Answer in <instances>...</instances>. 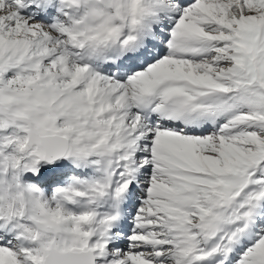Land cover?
Instances as JSON below:
<instances>
[{"label":"bare ground","instance_id":"obj_1","mask_svg":"<svg viewBox=\"0 0 264 264\" xmlns=\"http://www.w3.org/2000/svg\"><path fill=\"white\" fill-rule=\"evenodd\" d=\"M137 1L139 0H119L118 10L123 7L124 11H120V15L124 14V16L117 19L114 24L115 28L112 32L107 33L106 38H103V35H106L105 32H102L104 26L99 25L103 22V19L100 13L93 12L95 8L93 9L89 0H79L78 3H74L75 1L73 3L67 2L66 4L57 0H0V67L9 62L14 67L12 73H18L12 80H7L12 84L13 81L18 83L20 72L25 71L28 74L29 68L39 66L41 72L37 73L35 78L31 77L33 79L31 81L37 80L41 84L39 89L36 88L35 102L41 101V104H43L44 101H49L54 104H62L69 113L75 116L84 115L91 119H94L97 115L101 116V121H104V123H99L106 127L110 124L114 129V139L117 142L114 155L122 157V161L126 164L127 174L131 176L130 183L121 188L119 180H115L117 175L109 177L103 170L98 168L95 154L84 157L76 151L80 149V142L83 140L76 143L75 151L77 153L72 152L67 155L68 151H66L61 157L48 162L43 158L42 148L40 146L36 147L38 140L34 128L30 127L29 130H23L27 134L24 138L16 140V146L14 144L10 146L9 151H7V148L0 147V158L4 156L0 163L5 166L6 173L10 172V179L8 180L0 174V237L4 238L5 244L11 242L15 247L20 246L23 251L28 249L26 251L28 254L22 261L17 258L9 259L7 256H2L0 257L1 263L31 264L29 257L32 249L27 248V243L39 241L45 233L48 235V242L50 241L52 246H56L53 236L45 230V227L54 225L46 217V210L31 207V202L34 200L51 198L45 193V187L54 182L50 189L54 191L55 196L59 193H67L66 195H69L72 199L65 202L67 206H75L74 210L77 212L69 213L71 217L75 219L80 213L87 211L90 215L94 214L97 223V229L91 237L92 239L96 237L95 241L80 240L78 237L79 231L73 228L71 240L76 241L73 244L87 249L81 250L79 248L81 251L91 253L93 264H95L94 255L91 252L93 250L99 252L98 256L102 264H133L129 261V256L116 261H109L106 247L107 241L118 244L116 247H126L128 244H125V242L117 243L119 238L129 242L132 241L131 246L135 249H148L149 247L150 242L145 240V237L136 236L141 237L142 240L139 242L133 240V236H129L130 232L134 231L136 227H140L142 232L145 228L137 226V223L131 226L126 219V214L132 215V203L131 205L128 204V199H130L128 193H131L132 184L136 183L135 177L145 170L141 166L148 160L147 155L151 154L148 144H154L155 137H158L167 144L174 145L177 143L182 145L189 156L190 163L195 164L196 161L201 162V160L207 161V156L203 159L202 156L196 154L197 148L194 143L187 141L188 139L181 140L178 135L164 131L162 127L156 125L158 121L153 124V114L158 111L162 116H159L157 120L163 118L165 121L168 119L174 123L179 121L178 123H183L186 129L190 131H193L195 124L210 125L216 133L219 132L222 135L226 134L225 131L230 130L224 129L221 125L228 112L225 114L221 110H216V108H214L215 111L207 109L204 117L202 116L203 119L200 117L197 120V117H195L196 119L193 120L194 111L190 109L192 107L190 103L186 105L185 110L180 109L175 112L171 110L176 101L185 98L187 101H192L202 97L207 100L206 102L211 103L218 96V92L219 98L220 94H223L224 99H227L229 96H233L234 91H238V87L234 91L225 90V93L215 89L214 92L210 91L212 89L210 83H204L205 79L198 77L197 73L200 71L215 74L218 77L217 80H221L222 75H227L230 77L229 79H233L238 84L244 82L237 64L227 61V65L218 67L216 71L211 72L210 68L214 64L211 61L217 62V56L216 58L211 57L200 61V56L197 57V52L191 49L185 38L178 37L177 39V35L174 38L170 35L172 30L169 32V28H175L176 24H181L178 18L185 15L186 4L191 0H144L141 5L137 4ZM228 2V5L231 6L238 3V0H228ZM21 6L22 9H20ZM60 12H64V16L73 17L75 21L77 20L76 24L68 25L60 19L58 20ZM78 12H81L80 16H78ZM42 20L43 22H40ZM40 23H44V26ZM47 23H50L52 28L47 26ZM87 26L90 27V32H86ZM48 27L54 29V31L50 32L51 30L49 31ZM46 29L48 32H46ZM172 42L176 46H173ZM213 46L203 45L201 48H212ZM171 50H173V55ZM173 56L181 62H188L187 64L191 67L171 64L170 61ZM185 56H187V59ZM238 58L235 59L236 63L239 62ZM199 65H202V67H199ZM175 74H178L180 79H176ZM28 76L30 74L25 77L26 80H28ZM170 83H180V86L178 89L169 90V92L163 91ZM2 88H0V95L3 92ZM187 101L185 100V102ZM3 102L4 99L0 97V103ZM96 104H99L100 111L93 110V106ZM233 106L235 108L240 107L237 101L233 102ZM205 108H209V106ZM172 112L174 113L172 114ZM167 113L174 115V119L170 118V115L165 116ZM128 115L129 118H127ZM120 118L125 119V122H122L123 124L120 123L119 120H122ZM132 119L133 121H131ZM231 119L233 120V117ZM32 122L35 123L34 119ZM193 122H195L194 125ZM224 122L226 123V121ZM127 124L129 125L126 127ZM194 130L197 131L198 129ZM2 136H0V141H2ZM141 140L144 141V144H140ZM241 143L246 142L241 140ZM213 151L215 152V147ZM139 153L143 154V158L138 164ZM206 161L203 163L208 164ZM217 161L214 163H217ZM218 162L220 163V161ZM174 163H176L174 165L176 168L177 166H185L184 168L187 167L188 169L189 167L190 170V163L185 164L179 161ZM203 163L201 165H205ZM29 165L33 166L29 167ZM196 166L194 165V167ZM215 166L217 167V165ZM220 166L224 167L221 163ZM206 167L208 168V166ZM216 167L213 168V171L217 170ZM210 168L212 167L210 166ZM179 169L177 168V170ZM224 169L222 168V170ZM64 172L65 175L63 176ZM216 172L213 173L217 174L218 172ZM186 175L190 176V173H186ZM28 176L32 177H30V181L26 180L25 182L24 178L27 179ZM222 181L227 183L229 180L223 179ZM5 184L12 185V190L11 188L8 191L5 190ZM14 184H17V187ZM244 184L245 182L243 186ZM19 185L20 189H18ZM226 186H229V184ZM11 198L15 199V206L12 205ZM83 198L85 200L80 202ZM55 200L58 203L49 206V210L50 208L58 209L61 206L60 197L58 196V199ZM256 201L255 206L260 204V210L257 211L261 213L264 209V197L260 195ZM19 204L23 206L22 215H19L17 210ZM90 205L95 210L90 208ZM125 207H128L129 210L126 211ZM97 211H100L103 216H98L100 214H97ZM205 212L202 213L205 214ZM29 219V225H25L23 220ZM155 233L163 235L166 240V243L155 240V244H152L150 248L152 249L150 254L155 257L156 261L162 262L161 264H224L225 261H227L226 264L230 263L231 255H228L230 251L225 249L221 243L219 251L218 249L211 251L206 238L202 237L194 240L189 235L186 236L187 232L185 233L183 228L158 226ZM208 234L210 236L207 238H211L212 233ZM29 237H33L34 240H28ZM250 241L251 235L241 232L234 240V245L248 244ZM179 246H181V251L176 250ZM3 249L12 252L11 248L3 247ZM199 249L203 253L199 254L197 258L193 256V252ZM117 251L114 252L117 253ZM80 259L71 258L65 262L55 259L54 262L55 264H79ZM164 260L165 263H163ZM84 264L90 263L87 260Z\"/></svg>","mask_w":264,"mask_h":264},{"label":"rangeland","instance_id":"obj_2","mask_svg":"<svg viewBox=\"0 0 264 264\" xmlns=\"http://www.w3.org/2000/svg\"><path fill=\"white\" fill-rule=\"evenodd\" d=\"M57 1L64 2L65 4L67 2H79V0ZM89 2L93 6V9L95 8L93 12L100 13L103 19V22L99 25L104 26L105 29L103 28L102 32L106 33V35H103V38H106L107 33L112 32L115 28L114 24L117 19L120 16H124V14L120 15V11H124V9L121 7L122 9L118 10L119 0H89ZM136 3L141 5L144 3V0H139ZM228 3V0H191L186 4L185 15L183 17L180 16L178 18L179 20L177 19L181 21V24H176V27L174 25L175 28H169L168 31L170 32L172 30L170 35L173 38L175 35H177V39L178 37L185 38L191 49L197 52V57L200 56V61L210 59L211 57L216 58L217 56V62L211 61V63H214L210 68L211 72L216 71L218 67L227 65V61H231L235 65L237 64L239 73L241 72L244 79V82L240 83L241 85L233 79H229L230 77L227 75H222L223 78L217 80L218 77L213 73L206 71L197 73L198 77L200 76V78L205 79L203 81L204 83H210V87L212 88L210 91L212 92L218 90L221 93H225V90L234 91L238 87V93L236 91L232 93L234 97L231 95L227 99H224L223 94H220L219 98L218 92V96L216 95L218 98L216 97L211 103L206 102L207 100L202 97L192 101H187L185 98L181 101H176L171 107V110L174 112L180 109L185 110L186 105L190 103L192 105L190 109L194 111L193 120L196 119L195 117H197V120L202 116L204 117L207 109L215 111L214 108H216V110H221L225 114L228 112L229 114L227 113V116L225 115V119L221 125H223L224 129L230 130L225 131L226 134L222 135V133H216L210 125L205 126L193 122L192 124H195V127L193 131H190L186 129L183 123H178V120L175 123L168 119L165 121L163 118L157 120L162 114L158 113V111H156L157 114H153V124L158 121L156 125L162 127L164 131L178 135V138L181 140L188 139L187 141L194 143L197 148H195L196 154L200 157L202 156L203 159L207 156V161L200 159L201 162L196 161L197 163L195 164L190 163L189 156L186 154L187 152L182 145H178L177 143L170 145L158 137H155L154 144L147 143L150 147L149 152L151 154L147 155L148 160L141 166L145 170L135 177L136 183L132 184L131 193H128V198L130 197L128 204L131 205L132 203V215L126 214V219L131 226L137 223V226L145 228L142 232L140 227H136L134 231L130 232L129 236H133V240L139 242L142 239L136 236H143L150 244L148 249H135L131 246L132 241L129 242L122 238H119L117 243L125 242V244H128L126 247H116L118 244H112L111 241H107L106 250L108 251L107 259L109 261H116L117 259H123L129 256V261L133 264H161L162 262L156 261L155 257L150 254L152 252L150 248L152 244H155V240L166 243L165 237L155 233V230L158 226H169L183 228V231L185 233L187 232L186 236L189 235L194 240L202 237L206 238L211 251L216 249L219 251L221 243L225 249L230 251L228 253L229 256L231 255L229 264H264V209L259 213L257 210H260V204L255 206L258 196L262 195L264 197V0H238V3L231 6ZM20 9H22V6ZM80 13L78 12V16L81 15ZM63 14L65 15L64 12L59 13L61 17L58 16V20L60 19L68 25L76 24L77 20L75 21L73 17L70 18ZM40 22H43V20ZM40 24L43 25L44 23ZM47 26H50V23H47ZM50 27H48V30L53 32L54 29ZM48 30L46 29V32ZM86 32H90L89 26H87ZM80 35L82 36V34ZM170 35L168 34L169 39ZM172 45L174 46L175 44L172 42ZM203 45L214 46L212 48H201ZM171 51L173 55V50ZM185 57L187 59V56ZM219 58L222 59L219 60ZM237 58L239 60L238 63L235 61ZM171 59V64H180L179 66L187 68L191 67L187 64L188 62H181L175 59V56ZM12 66L8 62L0 67V88L3 87V92L0 97L6 102L0 103V136L3 135L2 141H0V147L7 148V151H9L10 146L13 144L15 146L17 145L16 140L26 136L27 133L23 130H29L30 127L34 128L35 134L60 135L67 140V155L72 152L77 153L76 151L80 152L84 157L95 154L99 165L98 168L103 170L109 177H115L117 175V179L115 180H119L121 188L122 186L128 185L131 176L127 174L126 164L122 161V157L120 158L114 155L117 142L114 139L115 131L111 125L109 124L106 127L100 124L99 122L104 123V121H101V116L98 115L94 119L84 115L75 116L69 113L59 103L54 104L49 101H44V103L42 102L43 104H41V101L36 103L34 94L40 88L41 84L37 80L31 81V79L35 78V75L41 72L40 67L36 65V68H29L28 74L30 76H28V80L25 79L28 74L25 71L20 72V79L17 80L18 83L13 81L12 84L7 79L12 80L18 74L12 73L14 71V67ZM199 67H202V65H199ZM174 76L176 79H180L178 74ZM179 86L180 83H170L163 91L169 92V90L178 89ZM233 100L237 101L241 108H235L233 106ZM208 106L209 108H205ZM231 109L232 111H230ZM93 110L100 111L99 104L94 105ZM168 115L174 119V115L167 113L165 116ZM127 118H129V115ZM33 119L35 123L32 122ZM124 120L119 121L122 123L125 122ZM196 128L198 129L197 131L194 130ZM79 140H83L80 142V151L75 149L76 143ZM241 140L246 143H241ZM140 144H144V141L141 140ZM37 146H39L38 142L36 144ZM214 147L215 152L213 151ZM210 148H212V151ZM141 153L138 154V164L143 158V154ZM221 155L223 156L221 157ZM184 157L186 159L188 157V161ZM1 159L3 160L4 156ZM208 160L210 161L208 162ZM217 160L224 167L220 166ZM228 160L229 162L227 163ZM173 161L184 162L185 164L190 163L191 171L189 167L188 169L187 167L184 168L185 166H177L178 169L183 168L177 170L174 166L176 163ZM205 161L208 164L203 163ZM216 161L217 163H214ZM202 163L208 166V168L205 165H201ZM194 165H197V169ZM200 165L201 167H199ZM31 166L29 165V167ZM214 167L217 170L220 169V172L217 170L213 171ZM220 167L225 169L222 170ZM213 172H216L218 175ZM186 173H190V176H187ZM0 174L5 179H10V172L6 173L5 166L1 163ZM234 175L236 176L234 177ZM30 177L32 176H28L27 179L24 178L25 182L26 180L30 181ZM223 179L229 180L227 182L229 186H226L228 184L226 181H222ZM244 182L245 184L243 186ZM53 184L54 182L45 187V193L51 198L44 200L37 199L38 202L34 200L32 201L33 203L31 202V207L33 209L46 210V217L54 225L45 227V230L53 236L56 248L61 251L87 250L73 244L76 241H72L71 237L73 228H75L79 231L78 237L80 240L95 241L96 237L91 238L93 237L92 233L97 229L94 214L90 215L87 211H83L75 219L71 217L69 213L73 214V212H77L74 210L75 206H67L65 204L67 200H72L71 197L66 195L67 193H59L55 196L54 191L50 189ZM16 185L14 184L15 187H17ZM4 187L7 191L10 188L12 190V185L5 184ZM60 187L62 186L60 185ZM20 188L19 185L18 189ZM58 196L61 200V206L58 209L50 208L49 210V206L58 203L55 200L58 199ZM85 198L80 200V202H83ZM11 200L13 201L12 205L15 206V199L13 200L11 198ZM90 208H92L91 205ZM125 209L126 211L129 210L128 207H125ZM17 210L19 215H22V204L18 205ZM204 211H206L205 214H203ZM96 213L100 214L98 216H103L100 211ZM23 222L25 225H29L30 219L23 220ZM153 227L156 228L154 229ZM191 228L193 229L191 230ZM239 230L240 232H238ZM241 232H245V234L249 233L251 235V241L248 244L234 245V240ZM208 233H212L211 238H207L210 236ZM204 234L205 236H203ZM43 236L37 242H26L27 248L32 249L29 257L30 262H32L31 264H41L46 248L50 245V241L48 242L47 239V233L43 234ZM32 238L29 237L28 240ZM3 247L11 248L12 252L3 249ZM116 250H118L117 253L114 252ZM176 250L181 251V246L177 247ZM26 251L28 249L23 251L20 246L15 247L11 242L5 244L4 238L0 237V257L7 256L9 259L17 258L22 261L28 254ZM91 252L94 255V263L102 264L98 256L99 252L97 250ZM202 253L203 251L199 249L193 252V256L198 258V255ZM165 262L164 260L163 263ZM226 263L227 261L224 262V264ZM1 264L4 263L2 262Z\"/></svg>","mask_w":264,"mask_h":264},{"label":"water","instance_id":"obj_3","mask_svg":"<svg viewBox=\"0 0 264 264\" xmlns=\"http://www.w3.org/2000/svg\"><path fill=\"white\" fill-rule=\"evenodd\" d=\"M37 140L39 146L43 150V158L48 162L61 157L67 151V140L60 135L37 134ZM71 258H75V260L81 258L79 264H84L87 260L90 264H93V256L89 251H59L51 244L46 248L41 264H55V259L65 262L69 261Z\"/></svg>","mask_w":264,"mask_h":264}]
</instances>
